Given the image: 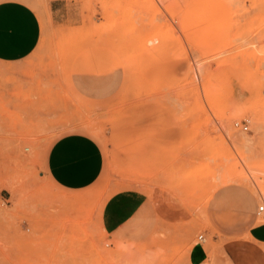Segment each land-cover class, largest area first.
<instances>
[{
    "label": "rangeland",
    "instance_id": "obj_1",
    "mask_svg": "<svg viewBox=\"0 0 264 264\" xmlns=\"http://www.w3.org/2000/svg\"><path fill=\"white\" fill-rule=\"evenodd\" d=\"M22 1L41 34L0 62V264H182L201 234L208 264H264L247 236L264 220V0H69L68 20ZM92 57L121 74L89 103L70 74ZM74 127L104 154L78 191L44 167ZM142 192L157 217L116 230Z\"/></svg>",
    "mask_w": 264,
    "mask_h": 264
},
{
    "label": "crops",
    "instance_id": "obj_2",
    "mask_svg": "<svg viewBox=\"0 0 264 264\" xmlns=\"http://www.w3.org/2000/svg\"><path fill=\"white\" fill-rule=\"evenodd\" d=\"M49 8L53 18L64 20H68L74 10L69 0H50ZM40 34V19L30 4L22 0H0V62L15 63L27 58L37 47ZM77 67L70 74L72 89L85 101L99 102L115 91L120 71L109 70L95 57L80 61ZM103 166L102 147L84 128L74 127L55 136L46 149V174L61 189L78 191L91 186L101 175ZM156 196L144 192L131 196L136 203L125 220L115 227L116 230L127 227L138 218L157 217ZM257 210L258 206L252 214L253 219L259 216ZM247 236L252 245H264V220L252 222ZM204 242L203 237L200 246L190 251L182 264H208ZM257 257L263 262L264 255Z\"/></svg>",
    "mask_w": 264,
    "mask_h": 264
},
{
    "label": "built area",
    "instance_id": "obj_3",
    "mask_svg": "<svg viewBox=\"0 0 264 264\" xmlns=\"http://www.w3.org/2000/svg\"><path fill=\"white\" fill-rule=\"evenodd\" d=\"M233 126L241 131H247L249 129V120L248 119H242L237 120L233 122ZM258 215H261L264 213V203L258 206L257 210ZM198 239L203 240V235H199Z\"/></svg>",
    "mask_w": 264,
    "mask_h": 264
},
{
    "label": "bare ground",
    "instance_id": "obj_4",
    "mask_svg": "<svg viewBox=\"0 0 264 264\" xmlns=\"http://www.w3.org/2000/svg\"><path fill=\"white\" fill-rule=\"evenodd\" d=\"M236 3V2H235ZM227 5H229V4H227ZM229 6H231V5H229ZM234 7V6H233ZM143 94V93H142ZM148 96H149V94H148ZM145 97V96H144ZM242 180V179H241ZM237 181V180H236ZM242 182V181H241ZM129 250V249H128ZM132 252V251H131Z\"/></svg>",
    "mask_w": 264,
    "mask_h": 264
}]
</instances>
